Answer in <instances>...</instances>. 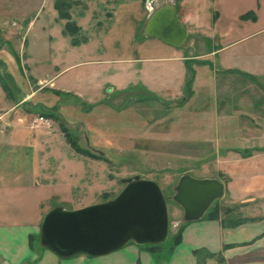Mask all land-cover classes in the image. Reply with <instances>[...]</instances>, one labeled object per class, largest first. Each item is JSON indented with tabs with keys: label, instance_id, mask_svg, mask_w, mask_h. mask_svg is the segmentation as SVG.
I'll list each match as a JSON object with an SVG mask.
<instances>
[{
	"label": "rangeland",
	"instance_id": "obj_1",
	"mask_svg": "<svg viewBox=\"0 0 264 264\" xmlns=\"http://www.w3.org/2000/svg\"><path fill=\"white\" fill-rule=\"evenodd\" d=\"M51 1L54 7L48 4L35 28L25 35L26 21L33 19L43 0H0V28L4 30L0 29V87L7 88L8 95L21 92L16 96L24 97L25 103L19 107L21 114L29 119L31 130L41 139V152L49 155L46 163L51 187H47L43 207L79 209L115 198L127 178L138 175L153 180L167 199L170 230L167 241L151 252L169 250L179 240L186 223L183 208L173 200L180 178L187 174L195 178L219 173L223 176L222 171H217L218 161L199 158L208 156L218 147L212 143L218 145L223 137L222 127L227 120L221 110L229 101L224 94L227 86L212 84L204 105V99L193 101V91L187 89L183 97L173 98L174 92L151 96L142 81L134 84L129 79L124 70L128 62L79 64L94 49L95 44L85 42L100 38L109 29L119 0H64L69 20L59 16L56 0ZM145 1L160 6L174 0ZM67 24L79 29L76 37L84 41L81 47L73 46L71 38L62 35ZM49 34L54 37L52 46L48 45ZM254 37L246 42L250 45L247 52L262 57L264 50L256 47ZM201 51L197 45L189 52ZM204 51H211L210 46ZM29 52L32 59L28 62ZM243 62L264 73V61ZM97 65L100 69L94 71ZM46 76H56V88L46 81L39 82V77ZM166 77L157 84L171 86L172 80ZM258 78H226L225 85L231 84V90L250 91L238 98L245 104L243 109L231 115V122L242 130L248 119L261 117L258 114L257 119L249 113V108L262 104L264 76ZM207 86L206 82L199 83L200 91ZM41 117L47 122L40 121ZM229 200L216 201L210 210L218 209L220 202L221 208L228 206ZM236 210L241 213L240 207ZM143 246L151 250L148 245Z\"/></svg>",
	"mask_w": 264,
	"mask_h": 264
},
{
	"label": "crops",
	"instance_id": "obj_2",
	"mask_svg": "<svg viewBox=\"0 0 264 264\" xmlns=\"http://www.w3.org/2000/svg\"><path fill=\"white\" fill-rule=\"evenodd\" d=\"M169 3L175 6L188 32L181 47H172L144 35L150 15L162 5H148L143 0H119L109 29L100 38L96 36L85 42L95 44L94 49L79 64L128 62L124 70L129 79L133 83L142 81L151 96L174 92L173 98L183 97L187 89L190 93L193 91V101L204 99V105L213 85L227 86L224 94L229 101L221 110L227 120L222 127L223 137L218 145L212 143L218 147L208 156L199 158L218 161L217 171H222L223 176L219 173L198 179L214 178L224 182L225 195L221 201L229 198L231 204L221 208L220 202L218 219L206 214L200 220L186 222L180 240L169 250L153 253L145 246L130 242L104 256L77 254L62 258L56 255L42 246L40 240L43 218L51 210L43 207L47 187H51L46 163L48 154L41 152V139L31 130L29 119L21 114L19 107L25 103L24 97H16L21 92L8 95L0 87V264H264V92L260 107L249 108L250 115H256L257 119L261 116L260 119H248L242 130L231 122V115L243 109L245 104L238 98L247 96L250 91L231 90V84L225 85L227 76L252 81L264 76L262 71L243 62L264 61V55L258 59L254 57L257 53L249 54L250 45L246 44L256 36V47L264 50V0H174ZM48 4L53 6L51 0H43L33 19L26 21L25 35L35 28L41 18L38 16L45 13ZM51 13L56 14L52 10ZM48 26L51 28L50 23ZM53 42L54 37L49 34L48 45L52 46ZM197 45L202 51L190 53ZM208 46L211 51H204ZM222 54L223 60L218 59ZM31 59L29 52L28 62ZM98 65L94 71L100 69ZM165 76L166 80H172L169 87L157 84ZM55 78L38 79L56 88ZM155 80L157 82L153 83ZM205 82L207 88L200 91L199 83ZM235 206L240 207L241 215L249 221L235 227L225 226L224 210ZM195 251H202L200 257ZM203 251L212 257L205 259Z\"/></svg>",
	"mask_w": 264,
	"mask_h": 264
},
{
	"label": "water",
	"instance_id": "obj_3",
	"mask_svg": "<svg viewBox=\"0 0 264 264\" xmlns=\"http://www.w3.org/2000/svg\"><path fill=\"white\" fill-rule=\"evenodd\" d=\"M144 35L172 47H181L188 38L171 3L152 12ZM124 183V189L106 202L74 210L63 206L52 208L42 221L41 245L69 258L77 254L108 255L130 242L142 246L166 242L170 219L161 186L138 175L125 179ZM224 195L225 184L221 180L198 179L187 174L175 187L173 200L183 208L184 221L192 222L204 218Z\"/></svg>",
	"mask_w": 264,
	"mask_h": 264
},
{
	"label": "trees",
	"instance_id": "obj_4",
	"mask_svg": "<svg viewBox=\"0 0 264 264\" xmlns=\"http://www.w3.org/2000/svg\"><path fill=\"white\" fill-rule=\"evenodd\" d=\"M143 1H145V0H143ZM55 8L58 11V14L62 19H65V20L70 19L68 9H67V5H66V2L64 0H56L55 1ZM78 31H79V29L77 27L72 26L70 24H67L64 27L63 34L65 36L71 38V43L73 46H79L82 43H84V41H81L76 37ZM4 89H5V91H8L7 88H4ZM238 208H239V206H236V207L227 208L224 210L223 223L225 224V226L235 227V226H238L240 224H243V223L249 221V219L243 218L241 213H238V211L236 210ZM219 214H220L219 209H217V207H215L208 212L207 217L218 219ZM178 238L180 240L181 236H179ZM148 246L150 247L151 251H155L156 249L160 248L161 245L159 244V245H148ZM201 252L195 251V255L197 257H200ZM203 252H204V255L206 256V258L212 257V254H209L206 251H203Z\"/></svg>",
	"mask_w": 264,
	"mask_h": 264
},
{
	"label": "built area",
	"instance_id": "obj_5",
	"mask_svg": "<svg viewBox=\"0 0 264 264\" xmlns=\"http://www.w3.org/2000/svg\"><path fill=\"white\" fill-rule=\"evenodd\" d=\"M40 121H45V122H47L43 117H41L40 119H39Z\"/></svg>",
	"mask_w": 264,
	"mask_h": 264
}]
</instances>
